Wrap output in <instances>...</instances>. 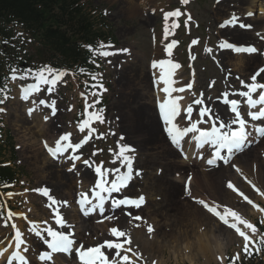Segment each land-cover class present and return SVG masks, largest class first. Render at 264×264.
<instances>
[{
  "label": "snow or ice",
  "instance_id": "obj_1",
  "mask_svg": "<svg viewBox=\"0 0 264 264\" xmlns=\"http://www.w3.org/2000/svg\"><path fill=\"white\" fill-rule=\"evenodd\" d=\"M181 5L187 6L190 0H179ZM221 0H216L220 4ZM156 9H152L155 13ZM163 14V39L168 40L175 34V30L181 25L179 20L185 17L184 26L193 20L190 12L182 11L181 8L164 11ZM107 15V11L105 12ZM253 16V12L246 14ZM171 20V24L169 21ZM238 27L240 29H251L253 25L242 22L241 17L235 12L230 17L219 24V28ZM17 36H23V33H17ZM264 40L259 32L256 33ZM15 38V37H14ZM155 42V37H153ZM31 43V41H28ZM5 44L8 41H4ZM198 39L191 41L192 45H197ZM178 41L173 39L164 45L166 58L153 59L151 68L153 70V86L157 91V109L158 117L161 122L162 132L169 141L170 145L176 149L184 159L195 158L205 162L212 168L231 167L238 174L243 182L249 186L260 198H264V186L258 185L252 178L245 174L240 166L234 163L238 154L250 150L254 144H258L264 139V82L258 80L264 74V67H259L254 74L250 76V82H246L238 75L235 77L239 81L240 88H234L230 83H226V90L221 92L215 102L221 103L228 108L229 116L222 117L218 111L206 103L203 92L197 94L192 91L194 80L183 86H176L178 81L175 78L177 71L182 67L175 62L173 49ZM91 54L90 63L97 69L101 67L97 58H100L107 64H112L110 57L127 54L130 55L128 48H115L111 42H100L96 46L85 45ZM224 51H230L231 54H248L249 56L259 53L264 56L255 46H238L229 42L227 39H220L216 48L205 45V54L211 56L216 66L224 73L225 82L231 77V69H226L221 59H217V54ZM196 57L190 55V60L194 61ZM115 67V65H113ZM191 67V64L189 65ZM80 74H85L84 68L78 69ZM71 75L75 79V72L70 70L53 67L50 64H41L35 68L11 67L10 75L6 80L13 82H23L19 87V98L23 102L30 104L26 108L27 115L31 118L34 113H43L48 110V114L43 115V121L49 122L57 116L58 86L66 84L65 77ZM90 81H84L85 91L79 93L84 101L83 112L80 113L81 119L77 121V130L82 134L78 142H73L72 133L65 132L59 134L52 145H49L47 139L42 141L43 147L50 158L64 163H69L67 168L69 173L79 176L78 163L85 169L92 170L94 174V183L87 191H78L74 203L78 206L80 214L85 218L99 217L95 222L102 224L105 221L113 226L108 228L107 234L110 237L94 246H85L79 242L76 237V224L70 222L62 209L71 207V202L67 199L56 198L50 188L47 186L37 187L35 189H25L46 199L45 207L50 212V218L45 220H32L27 213L32 211L14 212L8 206L7 199H11L16 193L11 191L0 193V197L7 199L0 200V226L12 229L11 239L5 238L0 243L6 246L0 248V259L4 264H31L28 257L30 251L29 241L16 223L17 219H23L27 224V232L42 242L46 246L38 254V260L41 264H59L65 258L71 259L75 255L78 264H158V260L153 257L150 261L148 256L141 251L138 245H134L130 231L119 227L115 222L119 217L115 214L117 210L127 217L133 227L139 228L146 225V233L151 240L157 235V229L152 223L141 215H133L130 209L139 210L145 205L144 195L130 197L125 194L136 178H142L143 169L135 167L137 160V148L126 142L124 134H120L115 148H109L112 156L110 163L113 167L104 165L103 161L96 162L93 158L97 156L102 149H95L88 158H85L82 149L93 139H106L105 133H98L96 124H108L109 131L107 135L116 136L117 133L112 128L113 121L105 117L106 108L101 106L102 97L108 89L103 83L102 72H88ZM194 75V73H193ZM216 83L210 81L209 88ZM190 92L193 99L186 105L182 103L185 92ZM10 89L7 84L0 85V105H3L9 97ZM43 94V95H41ZM238 97V98H236ZM209 101L211 97L207 98ZM242 105L245 106L242 109ZM68 111H72L70 106ZM6 109L0 107V113H5ZM115 123L118 125L119 117H116ZM187 148L195 151L189 152ZM21 146L18 144L17 149ZM205 150L207 154H205ZM252 170L255 172L256 164H252ZM163 173V169L157 170V175ZM177 176L180 173L176 174ZM193 175L189 173L184 183L185 197L195 206V210L200 216L204 213L213 218L219 225L230 230L240 241L238 251L230 257L217 255L218 264H240L241 258L252 257L264 252V231L249 220L235 207L217 200H209L193 193L191 183ZM23 184L24 181H21ZM82 181L78 180V184ZM5 188L10 185H4ZM224 188L235 195L238 200L251 207L260 214V225H264V206L252 199L244 190H242L233 180L228 179L224 183ZM28 203L27 200L24 201ZM133 221L140 222L133 224ZM204 229L201 228V231ZM95 239V237H93ZM11 249V251H9ZM7 254V255H6Z\"/></svg>",
  "mask_w": 264,
  "mask_h": 264
},
{
  "label": "rangeland",
  "instance_id": "obj_2",
  "mask_svg": "<svg viewBox=\"0 0 264 264\" xmlns=\"http://www.w3.org/2000/svg\"><path fill=\"white\" fill-rule=\"evenodd\" d=\"M84 5L86 12L89 14L91 20L93 21L95 25V29L98 31L111 36L113 38V45L115 48H128L130 49V55L122 54L114 57H110L109 59L112 60V64H107L100 58L98 59V62L101 64V67L97 69L93 64V69H85V74L76 73L75 79L71 75L65 77L67 83L61 84L58 86L57 91V100H58V109L60 111V115H58V123L61 126L60 129H57V134L52 136V129L49 136H45L44 139L49 138H55L57 135H59L62 132L70 131L73 133V131L77 130V121L81 119L80 113L83 112V106L84 102L81 96H78V92L85 91L84 88V81H90V77L87 75L88 72H102L103 75V83L104 86L108 89L106 93H104L102 97V104L101 106H104L106 108L105 111V117L109 121H113L112 124L113 130L116 131V133L119 130V126L115 123L116 116L113 112L110 111L111 104H118L120 102L122 97V93L124 91V86L120 85L123 79V72L125 69L129 66L136 67L142 71V73L147 76L145 77V82L147 84L146 91H149L150 96H148L147 103L152 104L151 106L154 107L155 104V97L153 96L156 93V89L153 86V71H151V65L150 61L153 57H159V58H166V54L163 51V47L167 41L170 40H178L180 41V46L175 49L173 52V56L171 57L173 60H176L177 58H180L183 61L182 67L179 69L180 73H177L178 76H176V79L178 82V86L187 84L190 79V69L188 68V62L187 59L184 58L185 54V46L187 43L191 42L193 39H198L199 43L193 47L194 56L196 57L194 62V77L196 80V87L194 91L199 94L200 92L203 93H209L210 97L215 98L218 96L221 92L226 90V83L224 79V73L220 71V69L216 66L215 62L211 58V56L205 54L204 47L205 45L216 48V45L218 41L220 40L219 36L216 34V30L219 29V24L222 19H225L229 12L222 11L224 8L222 6H225L227 4V1L229 3L232 2V0H223L220 6L216 7L218 4H216V0H193L189 5L184 6L181 5L179 0H80ZM228 6V4H227ZM181 8L182 11H188L193 16V22L189 23L187 27L182 25V27L179 30H175V34L173 36H170L167 41L163 39V14L160 11V9H163L164 11L173 10L175 8ZM231 8V7H229ZM244 8L242 10V13H244ZM152 9H156L155 13L152 12ZM107 11V15H105V12ZM227 12V13H226ZM199 23V27L195 28V25ZM169 24H171V20L169 21ZM227 31V30H226ZM20 33V30L13 31L12 36H6L5 41H9V37L11 43L5 44L6 46L4 48L0 47V63L4 67H19V68H27V63L25 59H28L31 55H33V45L32 43H29L30 41L25 34L23 36H17L16 34ZM15 37V38H14ZM153 37H155V42L153 41ZM224 38H228V35H223ZM232 43H242V44H255V42L251 40H235L230 41ZM1 43V42H0ZM262 46V45H261ZM225 52V51H224ZM217 54V59H221L223 66L226 69H233L231 73L239 72L238 75L241 79L245 80V77L242 78L243 75H248V79L250 78L251 73L256 69L257 66H262V63L260 62L257 66H253V68H250L249 71L241 73L238 70H235L234 67L231 65L234 61L238 60H248L250 58H238L233 56L230 52L231 58H227L224 61L223 53ZM227 52H225L226 55H228ZM235 57V58H234ZM155 59V58H153ZM115 65V67L113 66ZM233 67V68H232ZM134 68H131L130 70H133ZM71 71V70H70ZM74 72V71H71ZM234 77H236L234 75ZM150 81H149V80ZM215 80L216 83L213 85L212 88H209L210 81ZM18 82V81H17ZM11 83V90L9 92V97L16 93L19 88L18 83ZM21 84V83H20ZM235 86L239 84L238 80H235ZM120 85V86H119ZM234 86V87H235ZM116 87V88H115ZM122 88V89H121ZM237 88V87H236ZM117 89V90H116ZM116 91V92H115ZM143 91V92H146ZM147 91V92H148ZM146 92V93H147ZM134 94V92H131ZM131 95L133 98H129V107L133 108V106H137L140 102L139 99L142 98V92L140 94L137 93L136 95ZM43 95V94H41ZM116 96V97H115ZM120 96V97H119ZM135 96V97H134ZM192 97V96H191ZM190 97V99H191ZM117 98V99H116ZM137 98V99H136ZM11 99V98H10ZM5 102L3 105H0L1 107H4L6 109L5 113H0V127L2 131V142H0V147H3V150L5 151L4 154L7 156V158H4L5 161L11 160V166L14 168L18 175V182L10 187L7 188V191L0 190V193L11 191L13 193H16L11 199H7L6 197H0V200L7 199L8 206L12 209V211H25L29 206L33 209L36 207L32 206V204H35V196H38L37 194L29 191L25 192L24 190L27 189H35L37 187L47 186L50 187V179H43L41 178V171L38 170L40 167L41 159L44 158L45 154L44 151L41 152V150L38 148V150L32 152L31 149H28L27 145L23 146L24 140H22V136H25V138H29L31 141H34V144L37 145L39 143V140L41 139V135L36 131L34 122L30 121L28 124L25 121L24 125L21 123H18V118L16 117V114H14V108L18 109V105H16L12 100ZM133 99V100H132ZM193 99V97H192ZM112 102V103H111ZM134 102V103H133ZM15 105V106H14ZM72 107V111H68L67 109L69 107ZM150 106V105H149ZM12 108V112L9 113V108ZM48 113V110H47ZM20 114V113H19ZM109 116V117H108ZM16 117V118H15ZM143 122H145L144 117ZM17 122H16V121ZM55 124V122H54ZM34 125V126H33ZM97 128L98 133H105L106 139H93L90 141V143L84 147L81 151L83 153V156L85 158H88L91 155V152L95 149H102V152H99L97 156H95L93 159L96 162L103 161L104 165L106 167H113V165L110 163V160L112 159L111 154L109 153V148H115L116 147V136L107 135L109 131V125L108 124H96L94 125ZM22 127V128H21ZM157 134L160 136L159 132ZM163 135V132H161ZM75 136L79 138L82 136L76 131ZM166 138V137H165ZM162 143L165 145V142L162 141ZM20 145L21 147L17 149V145ZM264 150V148H263ZM11 154L14 155V159L11 158ZM257 151L254 150V153H249L247 155H244V157H240L243 160H246L248 156L250 158L255 157L256 159L261 158L259 157ZM4 155V157H5ZM33 155H35L33 157ZM256 155V156H255ZM177 157V156H176ZM238 157V155H237ZM249 158V159H250ZM180 160V158H177ZM248 159V160H249ZM247 160V162H248ZM238 163L237 159H234V163ZM154 167V163L152 164ZM37 167V168H36ZM67 167V166H65ZM165 167V166H164ZM218 168H215L217 170ZM153 168H150V172L155 173L153 171ZM64 171V170H63ZM92 172V170H91ZM261 172L264 175V168H261ZM93 173V172H92ZM215 180H217L218 184L221 187V190L224 188V179L218 178L215 176ZM21 181H24L22 184ZM75 182L74 187H71L72 193L75 191V199L77 196V183L76 180H73ZM78 182V181H77ZM41 183V184H40ZM51 183H55L52 182ZM49 185V186H48ZM82 188L80 183L78 184ZM179 193L181 191V184L178 185ZM56 194L59 196V193L56 191ZM133 194V193H132ZM127 195V194H126ZM130 196V194H128ZM138 195H141L140 193H134L131 195L132 197H138ZM147 199V194L144 195ZM184 197V195H183ZM57 198V197H56ZM61 198V196H60ZM65 198H62L64 200ZM157 196L153 197V200H156ZM27 200L28 203L25 204L24 201ZM148 200V199H147ZM146 204L150 203V200H148ZM178 200V199H177ZM177 200L174 202V206L171 210H167V213L170 215V221L167 222L164 215H161L157 220L159 224L165 225V227H169L167 225L174 223L177 224L176 221H174L177 218H186L189 217V215H183L185 208L188 209V212L191 213V210L189 209L188 205H183L181 202L177 203ZM187 202L190 203L188 199H185ZM43 204L45 205L46 200L44 198L41 199ZM261 201H258L259 203ZM72 203L74 204V200H72ZM181 204V205H180ZM262 206H264V203H260ZM187 206V207H184ZM27 207V208H26ZM76 207V205H75ZM246 213H249V209L246 206ZM70 209V208H68ZM181 210V211H180ZM183 210V211H182ZM36 211V210H35ZM144 214L148 213V210L143 209L142 210ZM134 210L133 213H143V212ZM37 212V211H36ZM121 213V211H119ZM182 212V213H181ZM119 213V214H120ZM38 214V213H37ZM182 214V215H181ZM32 214L28 213L29 218H32ZM43 215V214H40ZM249 215V216H248ZM247 216L248 218L253 222L256 223L261 231H264V225H260V216L254 215L252 213H249ZM47 216V215H46ZM45 215L39 216V220H45L49 219ZM146 217L148 222H151L150 219L151 216L144 215ZM174 219H173V218ZM96 218V217H94ZM21 228L25 233L27 232V224L23 219H20ZM150 220V221H149ZM164 223H163V222ZM190 221V220H189ZM2 223V222H0ZM167 223V224H166ZM174 227V228H173ZM193 227V226H192ZM191 227V228H192ZM171 230L178 229V226H171ZM191 228L187 227L188 230ZM225 228V227H224ZM196 228H193L191 230L192 232H195ZM227 229V228H226ZM165 231L166 228H164ZM186 231V228H185ZM160 234V233H158ZM12 235V229L9 226L8 228H4L0 226V240H4L5 238L9 239ZM161 235V234H160ZM162 236V235H161ZM193 234L188 237V242L195 244L196 237L193 236ZM162 238H165L168 240L166 244L168 246H171V241L174 240L173 238L169 236H165ZM193 240H192V239ZM106 238H100L96 240L95 242L85 243V246H94L98 242H102ZM181 239V238H179ZM191 239V241H190ZM232 239H235V237H232ZM134 245H137L136 241L132 238ZM182 240V239H181ZM232 243V241H231ZM5 244V243H0ZM197 247L194 245L193 249L195 250ZM45 246L38 247L35 252L33 253L30 249L29 255H32V258L36 257L38 258V254L40 251L45 250ZM172 249H166L163 252H161L158 255H155L156 258L159 261V258L162 257V263L163 264H189L190 258L193 264H218L216 257L211 255V259H205L203 255L196 252V250L187 251L185 253H180V255L176 252L174 254L170 252ZM189 250V249H188ZM238 251V247L236 243H232L230 245H227L224 254L226 257H230L235 252ZM192 252V253H191ZM198 253V254H197ZM178 256H177V255ZM175 255V258H173ZM191 255V256H190ZM193 255H196L193 257ZM177 256V257H176ZM183 257V258H182ZM187 257V258H186ZM76 258L75 255H73L72 259ZM72 259L66 261L67 264H76L75 262L72 263ZM161 259V258H160ZM254 262L258 264H264V252H262L259 255H253L250 258L244 259L241 258L240 263L242 262ZM62 262H64L62 260ZM65 262V263H66ZM225 264H228V261L226 260Z\"/></svg>",
  "mask_w": 264,
  "mask_h": 264
},
{
  "label": "bare ground",
  "instance_id": "obj_3",
  "mask_svg": "<svg viewBox=\"0 0 264 264\" xmlns=\"http://www.w3.org/2000/svg\"><path fill=\"white\" fill-rule=\"evenodd\" d=\"M222 2L223 0H221L220 4L215 6V8L220 6ZM227 4L225 6H222L224 8H227V9H223L222 11L229 12V15L225 19L229 18L231 13L235 12L237 15L241 17L242 22L246 24H251L253 25V27L251 29H240L237 25V27L235 28L232 27H226L224 29L219 28L218 30H216V34L219 36V38L223 39L222 37L223 35H228V38H224V39H227L229 42L232 40L235 41L240 39L251 40L255 42V44L244 45L242 43H238L237 45L255 46L258 49H260L261 52H264L263 51L264 40H262L260 36L256 35V33L259 32L261 36H264V0H232L231 3L227 1ZM244 6H245L244 13H242ZM249 11L253 12L252 17H248L246 15L247 12ZM225 19H222L220 23H222L223 20ZM225 52L228 53L230 51H225ZM225 52L223 53L224 56L222 57V59L224 58V61L227 58H231L230 53L226 55ZM232 55L238 58L239 57L250 58L246 61L244 60L234 61L233 64H231L235 70H238L241 73L249 71L250 68H253V66L255 65L257 66L260 62L262 63L261 67H264V56L260 55L259 53L253 54L251 56H249L248 54H232ZM153 58L157 59L156 57ZM259 67L260 66H257L256 70ZM131 68L134 69L130 70ZM231 71L234 72L233 69ZM239 74H240L239 72L232 73L227 83H230L231 86L234 87L235 86L234 83L236 80L234 75L237 76ZM123 75L124 76L122 82L120 83V85L124 86V91L122 93L121 100H119L120 102H118V104L117 103L113 104L111 102L112 106L110 107V111L113 112L116 117H119V123H118L119 130L116 135V140L118 139L120 134L125 135L126 142L134 145L137 148V153H136L137 160L135 162V167L143 169L142 178L139 177L136 178L129 186V188L125 190V194L127 195L130 194V196L133 195L134 193H140L142 195L147 194V199L150 200V203L149 204L145 203V205L142 206V208L137 211L141 212L143 209H146L148 210V213L144 214V212L142 211L143 213L140 214L133 213V215L138 214L141 215L142 217H144V215L151 216L152 219H150L151 222L149 223H152L155 226V228L157 229V235L150 240L146 233V225L142 224L141 227L139 228L133 227L129 223V217L120 213L119 210H117L115 213L119 217V220L116 221L115 223L118 224L120 228L130 231L131 237L136 241L141 251H143L148 256L149 261L153 257L156 258L155 255L160 254L166 249H172L170 252H172L173 254L174 252L177 251L179 255L180 253H185L187 251L193 252L194 245H196L197 247L195 249L196 252L203 255L205 259H211V255H213L214 257H216L217 255L225 256L224 250L226 246L232 243H236L238 246L240 241L230 230L226 229V227L224 228L221 225H219L210 216L204 213H201L200 216H198L195 210V206L191 203V201L189 200L190 201L189 203L185 200L187 198L185 197V193H184V183L187 178V175L189 173L193 175L191 189L195 195L209 200L214 199L223 203H227L235 207L247 218L249 216L248 215L249 213H252L257 216L258 215L260 216V214L254 211L253 209H251L250 206L241 203L238 200V198H236L235 195L231 193L229 190L226 189L221 190L220 185L218 184L217 180H215V176L218 178H223L224 183L228 179L233 180V182L236 183L242 190H244L246 194H248L252 199H254L256 202L261 201L259 202V204L262 202L264 203V198H260L254 192H252L249 186H247L243 182L242 178L238 174H236L234 172V169H232L230 166L218 168L217 170L214 171L215 168H211L210 166H207L205 162H202L201 160L195 158L194 156L190 157L187 160L184 159L180 155V153L170 145L169 141L166 140L164 133L163 135L161 134L162 127L158 117V109H157L156 101L154 107H152L151 106L152 104L147 103L148 101H146L148 99V96H150V94L148 91L149 89L147 90L148 92L146 91L147 89L146 86L148 83L146 84V82L144 81L145 77H147L145 73L143 74L142 71L136 67L129 66L125 69ZM243 77H245L246 82H250V79H248V75H243L242 78ZM258 80L264 82V74H262V77L258 78ZM236 87H240V85L238 84L234 88ZM143 91H146L147 93ZM131 92H134V94ZM140 92H142V94H140ZM137 93L142 95V98L139 99L140 102L138 103L137 106H133V108L131 107L128 108L129 106L128 102L130 101L129 98L131 97L132 94L136 95L137 97ZM18 94L19 92L15 94V98L12 101L19 107L18 109L14 107L9 108L8 114H10V112H12L11 109L14 108L15 112L13 113L16 114L19 124L21 123L22 125H24L25 121L27 122L26 124H28L30 121L34 122L36 131L42 137L39 140V143L35 145L34 141H31L29 138H25V136H22V140H24L23 146L27 145L28 146L27 148L31 149L32 152L38 150V148L42 152L44 149L42 141L44 140V138L50 135L51 129L53 128L52 136L58 133L57 129H60V131L62 130L61 126L58 123V115H60L61 113L58 112L57 116L52 118L47 123L43 121V115L48 114L47 110H44L43 113H34L33 116L30 118L26 113V108L30 106V104L20 100ZM182 95L185 96V100L182 101V103L186 105L187 102L190 101L189 99L191 93L186 92L185 94ZM153 96L155 97L156 100L157 91ZM204 96L206 99V103H209L214 108V110L219 112V114L222 117L227 118L229 116L228 108L226 106L219 104L218 102H215L213 100L214 96L211 97L212 99L210 101L207 99L208 97H210L208 92ZM131 98H133V96ZM244 107L245 106L242 105V109ZM142 117H144L145 122H143ZM157 132H159L160 136L157 134ZM57 137L47 139L49 145H52ZM162 141L165 142V145L162 143ZM263 148H264V139H261L260 142L258 144H254L250 150H246L244 153L238 154V157L237 156L235 157V160L237 159L238 161V163L236 162V164L242 168V170L245 172L246 175L252 178L260 186H264V175L261 172V168H264ZM186 149L189 152L195 151L192 148H187V146ZM254 150L257 151L258 153L256 155H258L261 158L256 159L255 157L250 158L249 156L246 160L240 158V157L243 158L244 155H247L249 153H254ZM205 154H207L206 150H205ZM34 156L35 155H33V157ZM178 157L180 158V160L177 159ZM153 163H154V167L152 166ZM253 163L256 164L255 172H253L252 170ZM69 166H70L69 163H64L63 161L57 162L51 159L50 156L45 155L44 158L41 159L40 167L38 168V170L41 171L42 174L41 178L50 179L49 181L50 187L48 188L51 189L52 194L55 197L61 200L62 198H65L71 202L70 209H62V211L65 212L66 217L70 222L76 224V237L79 242H84V241L85 243L95 242L96 240L102 237L109 239L110 237L107 234V230L108 228L113 226L112 224H110L107 221H105L102 224L96 223L95 221L99 219V217L96 218L83 217L80 214L77 205L75 203L74 204L72 203V200L75 201V192H76L75 191L74 193H72L74 188L71 191V187H74L75 184L73 180H76L78 186V188H76L77 191H87L94 183V179H95L94 174L91 172L90 169H85L81 164L78 163L77 167L79 169V176H77L76 174L69 173L67 171V168ZM150 168H153L154 169L153 171H155V173L150 172ZM160 168L163 169V173L157 175V170ZM177 173H180V175L177 176L176 175ZM78 180L82 181V183H80L82 188H79L80 186L78 185L77 182ZM51 181L55 183H51ZM179 184H181L180 193L178 190ZM56 191L59 193V196L56 194ZM154 196H157L156 200H153ZM41 199H42L41 197L35 196L36 202L35 204H32V206L33 207L35 206L36 208L33 209L31 205L29 206V208L32 209V211L29 213L32 214L31 215L32 220H39V216H42V219H44L43 215L45 216L47 215L46 217L50 218V212L44 206L43 204L44 202H42ZM44 200L46 199L44 198ZM176 200L177 203L181 202L183 205L185 204L188 205L189 209L191 210V213L188 212L187 208H185L183 210H186L187 212L184 211L183 215L188 214L189 217L186 218L179 217L174 220L176 221L177 224L171 222V224L167 225L169 227H165V225L163 226L162 224L160 225L157 219L161 217V215H164L167 222L170 221V217H169L170 215L167 213V210L172 209V207L174 206V202ZM246 206L250 210L249 213L245 212L247 209ZM134 210L135 209H130V211H134ZM17 222H18V227L21 229L20 220L17 219ZM135 223H140V222L133 221V224ZM173 225L174 226L176 225L179 228L175 230L173 229L171 230L170 227ZM187 227L189 228L192 227V228L188 230ZM164 228H166L167 231H165ZM193 228H196L195 232L191 231L193 230ZM201 228H203L204 230L201 231ZM158 233H160L163 237L169 236L173 238L174 240L171 241L172 245L168 246L166 244L168 240L162 238V236ZM192 234L194 237H196L195 244L188 242L189 241L188 237ZM26 237L28 241L31 243L30 249L32 252L34 251L33 253H36L35 249L40 247V245L43 246L42 242H39L38 239L32 236L31 234H27ZM93 237H95V239ZM232 237H235L236 241L232 239ZM179 238H181L182 240ZM185 245H187L189 250L185 251ZM5 246L6 244L4 245L0 244V248H3ZM201 248H203V251L200 250ZM9 251H11V249H9ZM195 256L196 255H193V257ZM28 257L31 261V264H41V262L36 257L35 258L34 257L32 258L30 256ZM160 258L158 264H163L162 257ZM173 258H175V255ZM191 259L192 258H190V260ZM68 260L69 259L65 258L63 260L64 262L60 261L59 264H67L66 261ZM76 260H77L76 258L72 259V263L75 262ZM0 264H4V261L2 259L0 260ZM76 264H78V261H76Z\"/></svg>",
  "mask_w": 264,
  "mask_h": 264
},
{
  "label": "trees",
  "instance_id": "obj_4",
  "mask_svg": "<svg viewBox=\"0 0 264 264\" xmlns=\"http://www.w3.org/2000/svg\"><path fill=\"white\" fill-rule=\"evenodd\" d=\"M9 24L21 26L37 44L40 61L56 67L85 63V44L96 46L105 36L93 23L79 0H0V33ZM0 68V84L4 77ZM11 173L0 168V182Z\"/></svg>",
  "mask_w": 264,
  "mask_h": 264
},
{
  "label": "clouds",
  "instance_id": "obj_5",
  "mask_svg": "<svg viewBox=\"0 0 264 264\" xmlns=\"http://www.w3.org/2000/svg\"><path fill=\"white\" fill-rule=\"evenodd\" d=\"M187 250H188V247H187V245H185V251H187ZM200 250L203 251V248H201ZM189 264H193V262L190 260Z\"/></svg>",
  "mask_w": 264,
  "mask_h": 264
}]
</instances>
